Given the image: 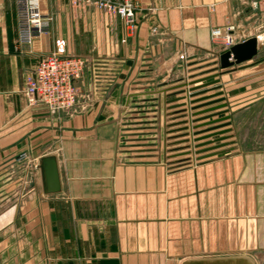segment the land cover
Wrapping results in <instances>:
<instances>
[{
	"label": "crops",
	"instance_id": "1",
	"mask_svg": "<svg viewBox=\"0 0 264 264\" xmlns=\"http://www.w3.org/2000/svg\"><path fill=\"white\" fill-rule=\"evenodd\" d=\"M134 1V21L126 25L82 0H40L52 18L50 33L18 45L16 0H0V264H182L233 256L255 264L252 251H264V151L236 149V118L256 111L264 91L232 96L220 147L207 148L196 166L176 162L187 151L167 163L156 151L118 146L124 104L158 95L140 88L169 73L181 49L215 60L223 45L211 29L227 25L238 41H264V0ZM55 51L90 57L72 114L24 93L26 76ZM208 120L198 122L200 143L212 139L203 137ZM180 125H171L174 142L182 140ZM47 154L58 161L55 194L42 192L36 166Z\"/></svg>",
	"mask_w": 264,
	"mask_h": 264
},
{
	"label": "rangeland",
	"instance_id": "2",
	"mask_svg": "<svg viewBox=\"0 0 264 264\" xmlns=\"http://www.w3.org/2000/svg\"><path fill=\"white\" fill-rule=\"evenodd\" d=\"M258 43L259 50L251 59L226 67H221L219 59L223 49L215 60L210 55L205 59L196 58L181 49L169 73L165 71L162 75L152 76L151 80H146L147 85L140 88L141 91H160L158 95L135 98L127 109L124 104L119 128L120 149L128 147L135 152L139 147L146 148L156 151L159 161L167 163L171 162L173 154L187 151V156L176 162L186 161L196 166L206 155L207 148L215 151L221 145L218 136L225 129H218L224 124L220 122L225 119L223 113L233 106L229 103L232 96L238 91H264V41L258 40ZM139 101L143 103L135 105ZM201 104L206 106L203 110L206 115L198 117L203 112L197 111ZM256 105V111L243 112L236 118L237 150L264 151V98L258 100ZM205 118L209 120L203 123L208 125L204 131L209 130V133L203 137L211 135L212 139L200 143V139L204 138L198 137V122ZM173 122L181 124L177 129L183 132L178 134L182 140H171ZM180 142H184V146L179 145ZM251 254L255 264H264L263 250H253Z\"/></svg>",
	"mask_w": 264,
	"mask_h": 264
},
{
	"label": "built area",
	"instance_id": "3",
	"mask_svg": "<svg viewBox=\"0 0 264 264\" xmlns=\"http://www.w3.org/2000/svg\"><path fill=\"white\" fill-rule=\"evenodd\" d=\"M78 0H73L76 3ZM85 5L119 16L126 25L132 24L137 9L134 0H82ZM257 1H252L254 6ZM18 15L17 44H30L36 38L50 33L52 18L44 14L40 0H16ZM233 25L211 29V36L219 38L223 50L238 40L233 35ZM88 55L51 52L36 63L33 71L25 78V95L31 102H41L49 110L72 114L76 112L78 97L77 81L84 75ZM37 166V165H36Z\"/></svg>",
	"mask_w": 264,
	"mask_h": 264
},
{
	"label": "water",
	"instance_id": "4",
	"mask_svg": "<svg viewBox=\"0 0 264 264\" xmlns=\"http://www.w3.org/2000/svg\"><path fill=\"white\" fill-rule=\"evenodd\" d=\"M258 51L257 37L239 41L219 55L221 67L241 63L251 59ZM41 189L44 194H55L61 191V180L57 157L54 154L43 155L38 159ZM182 264H254L245 256L218 257L208 259H190Z\"/></svg>",
	"mask_w": 264,
	"mask_h": 264
},
{
	"label": "bare ground",
	"instance_id": "5",
	"mask_svg": "<svg viewBox=\"0 0 264 264\" xmlns=\"http://www.w3.org/2000/svg\"><path fill=\"white\" fill-rule=\"evenodd\" d=\"M259 38V37H258Z\"/></svg>",
	"mask_w": 264,
	"mask_h": 264
}]
</instances>
